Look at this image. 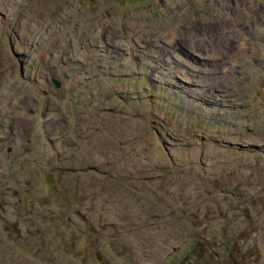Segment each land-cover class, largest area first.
<instances>
[{
    "label": "rangeland",
    "instance_id": "rangeland-1",
    "mask_svg": "<svg viewBox=\"0 0 264 264\" xmlns=\"http://www.w3.org/2000/svg\"><path fill=\"white\" fill-rule=\"evenodd\" d=\"M263 48L264 0H0V264H264Z\"/></svg>",
    "mask_w": 264,
    "mask_h": 264
},
{
    "label": "bare ground",
    "instance_id": "bare-ground-1",
    "mask_svg": "<svg viewBox=\"0 0 264 264\" xmlns=\"http://www.w3.org/2000/svg\"><path fill=\"white\" fill-rule=\"evenodd\" d=\"M109 2H110V1H109ZM108 4H109V3H108ZM108 4H107V6H108ZM111 5H112V4H111ZM114 5H115V4H114ZM117 5H118V4H117ZM104 6H105V5H104ZM112 6H113V5H112ZM102 7H103V6H102ZM105 7H106V6H105ZM109 7H110V6H109ZM106 9H107V8H106ZM117 9H118V8H117ZM119 9H120V8H119ZM112 10L115 11V8L112 9ZM116 11H117V10H116ZM118 11H119V10H118ZM120 11H121V10H120ZM111 12H113V11H111ZM35 13H36V12H35ZM94 13H95V12H94ZM98 13H99V12H98ZM113 13H114V12H113ZM113 13H112V14H113ZM118 14H119V13H118ZM115 15H116V14H115ZM115 15H114V17H115ZM92 16H95V14L92 15ZM120 16H121V15H120ZM117 17H118V15H117ZM90 18H91V17H90ZM92 19H93V18H92ZM115 19H116V18H115ZM88 20H89V19H88ZM197 20H198V19L196 18V21H197ZM36 24H37V23H36ZM241 41H242V40H241ZM243 44H245V43L243 42ZM259 48H262V46L259 45ZM182 49H183V48H182ZM262 50H264V48H263ZM188 55H189V54H188ZM194 55H195V54H194ZM194 55H193V56H194ZM196 55H197V54H196ZM141 57H142V56H141ZM198 57H199V56H198ZM189 58H190V56H189ZM200 58H201V57H200ZM186 59H187V58H186ZM143 60H144V59H143ZM192 60H193V59H192ZM146 62H147V60H146ZM146 62H145V63H146ZM4 64H5V63H4ZM158 65H159V64H158ZM162 66H163V65H162ZM157 67H158V66H157ZM172 67H174V66H172ZM165 68H166V67H165ZM172 69H173V68H172ZM175 69H176V68H175ZM176 70H177V69H176ZM160 71H161V70H160ZM160 71H159V72H160ZM166 71H167V70H166ZM177 71H178V70H177ZM177 71H176V72H177ZM171 72H172V71H171ZM156 73H157V72H156ZM160 73H161V72H160ZM160 73H159V75H160ZM162 73H163V72H162ZM180 74H181V73H180ZM182 74H183V73H182ZM156 75H157V74H156ZM167 75H168V74H167ZM178 75H179V74H178ZM217 75H219V74H217ZM180 76H181V75H180ZM159 77H161V75H160ZM159 77H157V78H159ZM168 77H170V76H168ZM215 77H216V76H215ZM3 78H4V77H3ZM3 78H1V79H3ZM161 78H162V77H161ZM166 78H167V77H166ZM170 78H171V77H170ZM182 78H183V77H182ZM155 79H156V78H154V80H155ZM162 79H163V78H162ZM167 79H168V78H167ZM188 79H189V78H188ZM174 80H175V79H174ZM185 80H186V79H185ZM157 81H158V80H157ZM155 82H156V81H155ZM186 83H187V81H186ZM189 84H190V82H189ZM220 84H221V83H220ZM190 85H191V84H190ZM186 88H187V87H186ZM191 89H192V88H191ZM217 105H218V104H217ZM191 109H192V107H191ZM194 110H195V109H194ZM192 111H193V110H192ZM214 111H215V110H214ZM189 112H190V111H189ZM223 112H224V111H223ZM223 112L221 113V117L224 116V113H223ZM214 113H217V111L214 112ZM225 113H226V112H225ZM215 115H216V114H215ZM218 116H219V114H218ZM222 121H223V120H222ZM215 122H216V121H215ZM237 132H238V131H237ZM235 133H236V132H235ZM209 134H210V133H209ZM198 136H199V134H198ZM204 136H205V135H204ZM207 136H208V135H207ZM212 136H213V135H212ZM199 137H200V136H199ZM209 139H210V138H209ZM242 140H243V139H242ZM249 140H250V139H249ZM251 140H253V139H251ZM222 141H223V140H222ZM242 142H243V141H242ZM250 142H251V141H250ZM256 142H257V141H256ZM256 142H255V143H256ZM230 143H231V142H230ZM212 147H213V146H212ZM98 148H99V147H98ZM167 148H168V147H167ZM91 150H92V149H91ZM91 150H90V151H91ZM93 150H94V149H93ZM159 150H160V149H159ZM211 150H213V149H211ZM208 151H209V150H208ZM92 152H94V151H92ZM92 154H93V153H92ZM88 158H89V157H88ZM88 160H91V159H88ZM1 166H2V165H1ZM8 169H9V168H8ZM8 169H7V170H8ZM5 170H6V169H5ZM5 170H4V171H5ZM7 170H6V171H7ZM0 171H1V170H0ZM8 171H9V170H8ZM1 173H2V172H1ZM5 174H6V173H5ZM8 174H9V173H8ZM1 176H3V175H1ZM7 176H8V175H7ZM5 177H6V175H5ZM2 180H3V179H2ZM82 180H83V179H82ZM84 181H85V180H84ZM84 181H83V182H84ZM83 182H82V183H83ZM84 184H85V183H84ZM80 187H82V186L80 185ZM10 188H11V187H10ZM93 198H94V196H93ZM1 202H2V201H1ZM0 257H1V256H0Z\"/></svg>",
    "mask_w": 264,
    "mask_h": 264
},
{
    "label": "water",
    "instance_id": "water-1",
    "mask_svg": "<svg viewBox=\"0 0 264 264\" xmlns=\"http://www.w3.org/2000/svg\"><path fill=\"white\" fill-rule=\"evenodd\" d=\"M53 82L55 83L56 87H60V82L56 81V80H53Z\"/></svg>",
    "mask_w": 264,
    "mask_h": 264
}]
</instances>
